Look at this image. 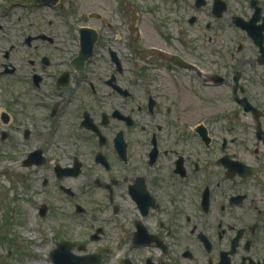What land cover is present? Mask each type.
I'll list each match as a JSON object with an SVG mask.
<instances>
[{"label": "flooded vegetation", "instance_id": "1", "mask_svg": "<svg viewBox=\"0 0 264 264\" xmlns=\"http://www.w3.org/2000/svg\"><path fill=\"white\" fill-rule=\"evenodd\" d=\"M60 2L66 35L23 40L21 135L49 120L72 148L60 188L78 213L102 203L86 240L114 222L113 264H264V0H82L77 14ZM108 249L85 254L102 264Z\"/></svg>", "mask_w": 264, "mask_h": 264}, {"label": "rangeland", "instance_id": "2", "mask_svg": "<svg viewBox=\"0 0 264 264\" xmlns=\"http://www.w3.org/2000/svg\"><path fill=\"white\" fill-rule=\"evenodd\" d=\"M81 1L76 0L72 8L75 14L85 9L84 2L79 5ZM39 30L66 35L63 17L53 8L36 6L33 0H0V71L2 62L11 61L18 67L14 73L0 74V114L6 105L17 101L11 108L13 119L6 124L0 121V264H52L49 251L64 238L77 242L85 239L83 250L74 248L77 253H104L102 249L109 247L110 261L102 264H113L120 252L114 222L108 224L99 240L88 242L85 238L95 223H91V214L95 213V218L102 216V203H80L86 210L78 213L72 196L60 188L63 185L72 190V175L57 178L54 169L57 164L72 166V148H62L63 140L57 132H52L53 123L49 120L42 121L38 127L42 133L39 137L26 140L21 135L22 127L30 126L32 120L25 119L20 109L24 83L23 69L18 63L31 50L23 42L25 36ZM38 44L41 52L49 50L44 42ZM9 50L10 56L5 58ZM3 131L8 132L4 138ZM37 144L44 150L45 161L26 166L23 159ZM45 178L47 182L43 183Z\"/></svg>", "mask_w": 264, "mask_h": 264}, {"label": "water", "instance_id": "3", "mask_svg": "<svg viewBox=\"0 0 264 264\" xmlns=\"http://www.w3.org/2000/svg\"><path fill=\"white\" fill-rule=\"evenodd\" d=\"M37 3H46V4H54L58 0H35ZM83 30V29H82ZM44 37V35H43ZM46 37V36H45ZM91 53V45L85 50L82 49L77 57L79 61V67H81L83 61L90 55ZM12 71V69L7 70ZM30 156H35V162L40 163L43 160L41 150H36L30 153ZM57 176L60 177L64 174H72V167L61 168L59 166L55 167ZM77 210H80L78 206ZM49 257L52 260L53 264H95L99 263L100 260H95L93 254H76L72 252V243L68 240L59 241L56 246L50 250Z\"/></svg>", "mask_w": 264, "mask_h": 264}]
</instances>
